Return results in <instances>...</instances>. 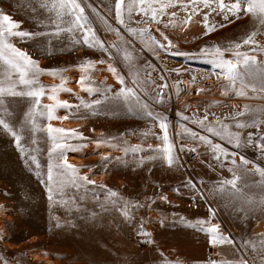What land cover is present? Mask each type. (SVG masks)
<instances>
[{
    "label": "rangeland",
    "instance_id": "1",
    "mask_svg": "<svg viewBox=\"0 0 264 264\" xmlns=\"http://www.w3.org/2000/svg\"><path fill=\"white\" fill-rule=\"evenodd\" d=\"M77 2L87 17L85 27L93 29L103 48L85 44L79 28L57 33L56 25L69 27L71 17L62 23L55 11L40 6L41 0H0V13L19 24L15 31L29 33L8 42L38 62L43 71L28 78L36 80L31 87L44 91L39 105L35 98L5 96L8 114L0 112L22 137L17 147L0 126V264H264V177L255 171L264 169V92L257 86V91L244 88L246 95L237 96L239 82L235 89L229 86L214 55L219 46L231 49L224 52L225 59L235 60L233 53L240 51L264 62V53L251 51L264 47V26L243 13L225 20L215 0L208 7L203 0H173L162 11L160 3H153L155 19L150 11L140 12L138 4L129 14L125 0L122 24L116 0ZM230 2L234 0H225ZM206 24L215 30L208 32ZM253 31L258 33L256 45L243 44ZM212 69L221 71L222 81L216 97L208 99L207 111L195 106L199 99L194 98L170 106V85L182 78L194 81ZM5 70L0 61V79ZM18 77L12 73L13 80ZM129 88L134 95L126 99L121 93ZM16 90L30 88L18 84ZM45 105L54 106V118L48 119ZM29 109L34 115L26 120ZM161 119L174 146L171 166L162 151ZM48 125L65 129L53 134L64 138L54 141ZM54 144L70 147L61 155V149L52 151ZM211 145H220L227 155L216 159L219 153ZM177 146L197 151L189 169L180 165ZM65 159L78 176L95 183H68L61 175L65 170L57 167ZM50 164L55 183L48 180ZM234 173L240 177L239 191L231 185L220 191ZM212 224L233 243L213 245L211 235L201 230ZM177 248L179 254H174Z\"/></svg>",
    "mask_w": 264,
    "mask_h": 264
},
{
    "label": "snow or ice",
    "instance_id": "2",
    "mask_svg": "<svg viewBox=\"0 0 264 264\" xmlns=\"http://www.w3.org/2000/svg\"><path fill=\"white\" fill-rule=\"evenodd\" d=\"M197 0H192L193 4H196ZM217 8L224 13V19L228 20L229 15L239 19L240 13H243L244 15H250L254 20L258 21V23L261 26H264V0H234V2L225 3V0H215ZM153 3H160V10L162 11L164 8L173 6V0H168L167 3H162L161 0H129V3L127 4V11L129 14L133 11L134 5H139V11L147 14L149 11L152 13V18L155 19L157 15V9L153 7ZM203 3L205 7L209 6V0H203ZM125 4V0H116L115 4V10H116V18L117 20L122 24L123 18H122V5ZM41 7L48 8L51 11H55L56 17L58 20H60L62 23L64 21L65 16L71 17L67 23H69V27L67 28H61L59 24L56 25L57 27V33L68 31H73V28H79L83 30V42L87 45L95 46L99 45L101 48L104 47L103 43L98 40L95 36V32L91 27H85V23L87 22V17L84 16V9L81 7L80 3L77 2V0H41ZM186 7V5H185ZM215 10V9H214ZM195 11V9H193ZM175 15V14H173ZM205 20H207V17H205ZM55 23V22H54ZM224 25H221L223 27ZM19 24L17 22H14L10 16L5 15L3 13H0V61L3 62V64L6 66V70L4 73V78L0 79V112H3L4 115H7V108L5 106V96H27L31 98H35V104L39 105V97L44 94L43 87L40 88H33V86L36 83L35 79H29V73H32L33 76H38L43 70H41L38 66V62L34 61L27 55V53L21 51L20 49L14 47L11 43L8 42V39L11 36H27L29 33L26 32H20L15 31L18 29ZM207 31H213L215 30V25L208 26L206 24ZM207 34V32L205 33ZM257 32L253 31L250 33L244 40L243 44L245 45H256V36ZM91 37V39H90ZM167 39V37H165ZM158 43V42H157ZM170 43V42H169ZM236 49H239L241 47V44L237 43L234 45ZM231 49H224L223 51L220 49L219 46H216L214 55L217 57V59L220 62V66L224 70V76L225 79L229 82V86L233 89H235L237 82H239L241 86V90L236 91L237 96H245L246 92L242 89L244 88H251L253 92L257 91V86H259V91L264 92V62L258 61L255 55H249L246 52H240L236 51L233 53L235 60L233 59H225L224 58V52L230 51ZM252 52H262L264 53V47H253L251 49ZM89 65L93 64L92 61L88 62ZM109 70L112 72H115L114 68H111L109 66ZM16 72L19 74V77L17 80L12 79V73ZM55 75L56 73H52ZM120 79V82L123 83V79L121 77H117ZM83 83V80L81 81ZM25 85L29 86L30 90L28 91H17V85ZM88 91H91V89H86ZM65 91H70L68 89H65ZM56 92V88L53 87V93ZM122 95L125 96L127 99L130 95H134L133 89L129 88L125 91L122 90ZM227 95V92L224 93ZM50 99L55 100L56 97L53 94ZM96 103H99L97 101ZM62 106L67 108L70 107V105L67 104V102H63ZM86 107H90V105H85ZM48 111V119H52L53 117V105H45L44 106ZM143 107L146 109L147 105H143ZM247 107V106H245ZM148 116H152L153 113L148 111L146 113ZM241 113H238L240 115ZM34 112L33 109H29V111L25 114L26 120H31L33 118ZM66 118V117H65ZM159 118V117H158ZM207 117H205L206 119ZM34 123V120L32 121ZM253 123H256L254 121ZM0 126L3 127L4 130H6L8 133H10L14 138L15 142L17 144V147H21V135H19L13 127L4 119L3 115H0ZM238 127H245L244 124H238ZM160 127L162 129H165V134L163 136V141L165 142V147L162 149L165 159L167 160V163L171 166L175 161L174 156V146L169 142V137L167 135V124L164 123V121L161 119ZM227 126H225L226 128ZM47 131L50 136H52V139L55 141L56 139H63L64 137H57V133H64L66 130L61 128H53L51 125H48ZM74 131V130H72ZM185 131H188V129H185ZM209 132L214 131L213 128H208ZM217 135H220L219 132L216 133ZM193 136H195V133H192ZM201 140L206 141L210 143V141H207L206 137H200ZM251 137H249L248 143H251ZM236 146L239 147V134H236ZM66 147L61 144H54V148L52 151H55L56 149H61V155L64 154L63 150ZM214 153H219V155H216V159L220 158V155H227L226 151L220 146V145H211ZM261 148L264 149V144H261ZM22 150V149H21ZM194 151V149H193ZM51 155V152H50ZM235 155V153L233 154ZM33 160H35V157H32ZM107 159V157H105ZM242 162L246 165L249 162L245 160L243 157H241ZM235 163V160L232 161ZM57 167H61L65 170L64 173L61 175L67 177V182L72 183L76 185V181H84L88 184H94L95 181H91L88 179L87 176H78V170L74 165L68 164L67 160L65 159L61 165H58ZM256 172L260 174L261 177H264V169L256 168ZM48 180L50 182L55 183L53 178V166L50 164L48 169ZM240 180V177L233 174L232 179L224 180L221 183L220 191H224V185H231L232 189L236 190L237 192L239 189H237V182ZM261 183H264V180L261 181ZM79 186V185H76ZM49 192V198L52 199L53 194V186L50 183L48 187ZM110 196H116L117 193L110 191ZM251 202V201H249ZM261 204H264V198L260 201ZM125 215H127V210L125 209ZM199 224L203 225L204 221H199ZM219 225L212 224L209 227L201 228L202 231H205L206 233H209L211 235V243L213 245L216 244H223L228 243L232 244L233 241L225 236H222L219 231ZM146 236H150V233H144ZM251 243V242H249ZM254 249L256 247L255 244L251 245ZM262 248H264V240L261 241ZM164 264H172L170 261H164ZM223 264H232V262L225 261ZM238 264H248L246 260H241L238 262Z\"/></svg>",
    "mask_w": 264,
    "mask_h": 264
},
{
    "label": "built area",
    "instance_id": "3",
    "mask_svg": "<svg viewBox=\"0 0 264 264\" xmlns=\"http://www.w3.org/2000/svg\"><path fill=\"white\" fill-rule=\"evenodd\" d=\"M221 81L222 74L219 69H212L206 73H199L196 75L194 81L186 78L179 79L174 87L170 85V106H178L183 98H194L199 99L195 106H198L201 111H207L208 99L216 97V88ZM171 116L174 117V114H171ZM176 154L180 165L185 169H189L198 158L197 151L195 149L193 151V148L188 146L183 148L177 146Z\"/></svg>",
    "mask_w": 264,
    "mask_h": 264
},
{
    "label": "bare ground",
    "instance_id": "4",
    "mask_svg": "<svg viewBox=\"0 0 264 264\" xmlns=\"http://www.w3.org/2000/svg\"><path fill=\"white\" fill-rule=\"evenodd\" d=\"M164 244L166 245V244H167V241H165ZM179 251H180V249L177 248L176 250H173L172 252H173L174 254H179Z\"/></svg>",
    "mask_w": 264,
    "mask_h": 264
}]
</instances>
